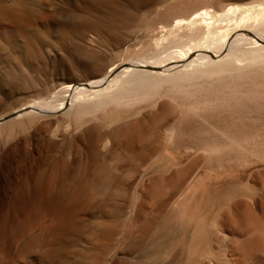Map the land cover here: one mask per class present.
Returning a JSON list of instances; mask_svg holds the SVG:
<instances>
[{"label":"rangeland","instance_id":"rangeland-1","mask_svg":"<svg viewBox=\"0 0 264 264\" xmlns=\"http://www.w3.org/2000/svg\"><path fill=\"white\" fill-rule=\"evenodd\" d=\"M207 27L264 37V0H0V118L21 112L0 121V264H264L250 39L219 64L29 110L125 62L178 60Z\"/></svg>","mask_w":264,"mask_h":264},{"label":"bare ground","instance_id":"bare-ground-1","mask_svg":"<svg viewBox=\"0 0 264 264\" xmlns=\"http://www.w3.org/2000/svg\"><path fill=\"white\" fill-rule=\"evenodd\" d=\"M203 14H205V12ZM212 22H214V21H212ZM215 25L216 24H214V26ZM217 26H218L217 28H221L219 26H222V25L217 24ZM214 28H216V26ZM214 28L213 27L212 28L207 27L206 31H205L206 34L201 38V40H199V42H196V44L194 46H192V48L185 51L184 54L181 56V58L178 60H171V61H167V62L164 61L163 63H162V61H159V63H157V64L155 62H154L155 64H153V63L145 64L143 62L140 63L139 61L138 62L137 61L125 62L121 66L119 65L111 74L104 75L102 78H99L95 81H91L88 83L84 82L81 84H74L73 83L74 85H72L70 83L71 85L68 87V90L66 89V91H67L65 94L66 97L63 100V102L60 103V105L58 107H55V106L53 107L51 105L45 106V105L34 104L33 106H30L29 110H31V111L37 110L40 113L52 112V111H55V109L63 108L64 105H68L72 101L81 100L85 96L90 97L91 95H93V97H94V95H96L98 97L99 94H102L103 92L107 91L108 89L114 88V86H116L119 82H121L124 78H126L128 76H139V75L140 76L141 75H147V76L152 75L153 76L154 72H161L162 73V72L171 71L176 66L178 67L179 65L184 66V67H188V68H190V67H196L197 68L198 66L205 67L207 65L209 66L213 63L218 62V61L216 62L214 60L215 58L221 57L223 54H224V57H222V58H225L226 54H231V53L235 52L236 49L240 48L242 46V44L245 43V41L249 40V39H250V41H253L259 47V49L261 48L264 51V44H263L264 43V37L257 35L256 33L249 31L248 29L243 30L246 32L240 33V32H238V31H240V29H237V30L233 31V33L230 32L229 34H225L224 36H226V38L225 39L222 38L223 39L222 40V39H220L216 29H214ZM253 29H255V28L253 27ZM248 33H251L253 37L249 36ZM239 41H242V43L240 42L241 43L240 44ZM246 43H247V41H246ZM206 52H210L211 54H213L214 57L209 56L208 54H205ZM238 60H239V57H238ZM220 62H218V64ZM200 67H198V68H200ZM153 69H159L160 71H157V70L155 71ZM85 83L88 85L87 86L84 85Z\"/></svg>","mask_w":264,"mask_h":264},{"label":"water","instance_id":"water-1","mask_svg":"<svg viewBox=\"0 0 264 264\" xmlns=\"http://www.w3.org/2000/svg\"><path fill=\"white\" fill-rule=\"evenodd\" d=\"M248 34H249V36H252L251 33H248ZM252 37H253V36H252ZM205 54H208L209 56L214 57L213 54H211L210 52H206ZM84 85L87 86L88 84L85 83ZM26 110H28V109H23V112H25ZM19 113H21V112H20V111L12 112V113H10V114H8V115H5V116L1 117V118H0V121H4V120H6V119L12 118V117L16 116V115L19 114Z\"/></svg>","mask_w":264,"mask_h":264}]
</instances>
